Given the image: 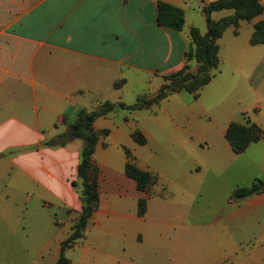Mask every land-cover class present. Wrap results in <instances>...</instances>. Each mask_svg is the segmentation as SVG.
Listing matches in <instances>:
<instances>
[{"label": "crops", "instance_id": "crops-1", "mask_svg": "<svg viewBox=\"0 0 264 264\" xmlns=\"http://www.w3.org/2000/svg\"><path fill=\"white\" fill-rule=\"evenodd\" d=\"M213 1L0 0V264L58 263L83 207L75 183L84 142L69 140L68 124L105 102L130 106L134 97L153 98L186 65L196 72L198 63L187 60L190 32H208L204 10ZM160 3L184 11L181 31L159 26ZM215 13L212 19H221ZM259 21H251L253 29ZM251 38L252 48L264 46ZM250 52L243 49L232 65L219 52L220 64L198 99L181 92L159 106L96 120V131L110 130L93 156L100 205L64 256L76 250L84 261L141 264L146 252L156 264H264V192L233 198L247 187L241 182L247 158L264 175V137L243 154L226 138L234 122L264 132V102L253 114L241 107L252 92L264 101V62ZM175 96L197 105L189 124L162 117ZM120 111L129 115L116 122ZM137 130L144 146L132 138ZM169 147L187 161L171 164ZM127 150L157 179L146 192L126 175ZM203 190L225 197L221 213L208 220L194 208V195Z\"/></svg>", "mask_w": 264, "mask_h": 264}, {"label": "trees", "instance_id": "trees-1", "mask_svg": "<svg viewBox=\"0 0 264 264\" xmlns=\"http://www.w3.org/2000/svg\"><path fill=\"white\" fill-rule=\"evenodd\" d=\"M232 11L234 14L219 20H213L212 14L221 11ZM208 32L202 34L197 28L190 32L193 48L187 53V60L198 63V70L193 72L186 65L181 71L167 78V84L153 98H141L134 105L124 103H103L97 110L88 112L81 110L78 118L68 124L69 140H82L84 147L81 151L80 164L78 167V180L76 187H80V199L82 202L81 216L73 228L70 238L63 244V253L57 264H69L64 256L67 248L78 242L84 236L87 224L100 205L99 170L93 163L97 145L102 137H107L110 130L96 131L94 124L100 117L106 116L117 110L140 111L154 105H161L164 100L177 93H186L194 99H198L201 90L207 86L214 77V71L220 64L218 44L219 39L229 28H234L235 35L239 34L242 22H251L264 13V4L261 0H215L205 7L204 10ZM157 22L159 26L176 31H181L185 24V13L182 9L166 3H160L158 8ZM253 46L264 45V19L254 25V33L251 38ZM122 83L117 84L120 87ZM264 137L263 130L256 124L242 125L230 124L226 138L237 154H243L253 143L259 142ZM134 141L144 146L147 139L140 131L132 133ZM126 175L135 180L139 191L146 192L156 183V177L151 172H146L137 167L135 157L127 150ZM264 192V181L257 180L250 187H240L233 193V198L242 199ZM146 213V200L139 201V216Z\"/></svg>", "mask_w": 264, "mask_h": 264}, {"label": "rangeland", "instance_id": "rangeland-1", "mask_svg": "<svg viewBox=\"0 0 264 264\" xmlns=\"http://www.w3.org/2000/svg\"><path fill=\"white\" fill-rule=\"evenodd\" d=\"M262 2L264 4V0H262ZM233 14L234 13H232L231 11L225 10L219 13H215L214 18L219 19L225 16L229 17L232 16ZM262 19H264V14L258 17V20H262ZM239 30L240 32L238 36H236L233 33V28H230L226 30L223 36L219 39L218 44L221 50L220 57L223 61L222 63L225 62L227 65L228 64L232 65L233 61H236L238 55L242 54L243 49H249L251 51L250 53L253 54L255 58L261 59L264 62V46H257L252 48L248 43L254 30L252 26V22L242 23ZM253 51H255V54L253 53ZM262 70L264 72V68H261V71ZM149 90H150L149 92H152V94L154 93L153 87H151ZM147 94L150 93L147 92ZM244 98L245 99L242 102L241 107L244 106L246 110H248L249 114H253L258 104L264 102L263 100H261L260 95L255 94L253 92L252 95ZM174 99L176 101L171 100L170 104H165L163 106V109L165 110V114H163L162 117H165L164 120L166 121V123L189 124L193 120V117L190 116V111L192 109H195L197 105L196 104L190 105V102L188 101L187 98L184 100L183 99L178 100L179 98L175 96ZM131 102L133 105L137 103L136 98L134 97V99H132ZM178 107H180L184 111L181 116L177 113ZM223 108L224 107L222 106L221 110ZM124 115H129V114L126 111H120L116 116L115 121L121 122ZM149 123L152 124L151 121H149ZM146 125L147 124H145V126ZM168 149L170 154L167 155L168 156L167 159L171 162V164H174L176 160L181 162L187 161V158H184V156L179 155V153L176 152L177 148L174 149V147H169ZM144 151H145V155L151 157V152L149 150H144ZM250 162L252 161L247 158L246 163L249 164L250 167L247 169L246 176L241 181L244 184L243 186H247V187L252 185L253 183L252 180L253 178H255V176H259L258 178L264 181V175L260 173V170L258 169L257 166L251 165ZM194 196H195L194 198L196 199L194 203V208H197V211L201 212L204 215L202 219L208 220L211 219L214 215H218L219 213H221V208L225 200V197L221 192L203 190L202 193L199 192V195H194ZM145 254L138 259L141 262V264H156L155 261L153 260L145 259ZM67 256L66 258L67 259L71 258L74 264H98L97 261L92 260L91 257H86V261L81 260L79 252L76 250L75 251L70 250L69 253H67ZM158 262H159L158 264H161V261L158 260Z\"/></svg>", "mask_w": 264, "mask_h": 264}]
</instances>
